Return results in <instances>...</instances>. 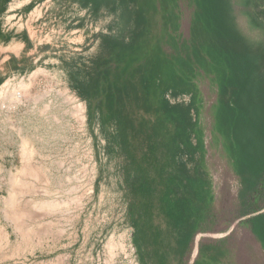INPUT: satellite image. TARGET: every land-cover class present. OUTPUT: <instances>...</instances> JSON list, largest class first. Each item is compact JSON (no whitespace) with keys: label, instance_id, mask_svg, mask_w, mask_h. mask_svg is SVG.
Wrapping results in <instances>:
<instances>
[{"label":"trees","instance_id":"trees-1","mask_svg":"<svg viewBox=\"0 0 264 264\" xmlns=\"http://www.w3.org/2000/svg\"><path fill=\"white\" fill-rule=\"evenodd\" d=\"M128 13L127 30L100 34L99 51L67 71L109 150L122 161V189L140 264H186L198 232L210 229L215 194L206 166L205 97L210 131L239 179V199L264 249V42L238 27L232 0H111ZM189 9L186 36L180 3ZM97 3V2H96ZM99 3V2H98ZM253 28L264 30V0H240ZM188 95L170 104L166 95ZM185 153L192 163L181 157ZM258 189V190H257ZM263 189V188H262ZM224 238L201 243L192 264H228Z\"/></svg>","mask_w":264,"mask_h":264},{"label":"rangeland","instance_id":"rangeland-1","mask_svg":"<svg viewBox=\"0 0 264 264\" xmlns=\"http://www.w3.org/2000/svg\"><path fill=\"white\" fill-rule=\"evenodd\" d=\"M232 3L241 31L264 42V30L249 24L240 0ZM180 11L186 36L191 10L181 2ZM127 26L128 13L111 0H0L2 42L14 52L0 65V264H140L122 189L123 161L109 150L99 125L89 122L67 74L98 53L100 34L119 35ZM199 87L215 212L210 229L196 234L186 263L198 236V247L224 238L228 264H264L247 221L254 213L244 214L239 179L221 138L209 132L214 90L205 79ZM14 91L21 92L16 103ZM166 97L172 105L189 101L188 95ZM181 160L192 166L185 153ZM258 189L263 196L264 185ZM250 200L263 211L258 193Z\"/></svg>","mask_w":264,"mask_h":264},{"label":"crops","instance_id":"crops-1","mask_svg":"<svg viewBox=\"0 0 264 264\" xmlns=\"http://www.w3.org/2000/svg\"><path fill=\"white\" fill-rule=\"evenodd\" d=\"M5 9V7H2V10ZM2 29H0V65L4 63V61L8 60L11 55L14 54L12 50L9 49L10 46H7L4 48V43L2 42ZM4 73L0 72V84L3 81Z\"/></svg>","mask_w":264,"mask_h":264},{"label":"water","instance_id":"water-1","mask_svg":"<svg viewBox=\"0 0 264 264\" xmlns=\"http://www.w3.org/2000/svg\"><path fill=\"white\" fill-rule=\"evenodd\" d=\"M197 254H198V236L195 239V250H194L191 258L188 260V262L186 264H192L194 262L196 256H197Z\"/></svg>","mask_w":264,"mask_h":264},{"label":"bare ground","instance_id":"bare-ground-1","mask_svg":"<svg viewBox=\"0 0 264 264\" xmlns=\"http://www.w3.org/2000/svg\"><path fill=\"white\" fill-rule=\"evenodd\" d=\"M12 99L11 101L13 103H16V102H19L20 101V98H21V92H18V91H14L12 92V95H11ZM18 104V103H17ZM25 141V140H24ZM25 146V144L23 145V147Z\"/></svg>","mask_w":264,"mask_h":264}]
</instances>
